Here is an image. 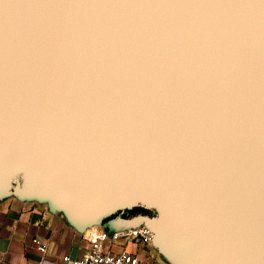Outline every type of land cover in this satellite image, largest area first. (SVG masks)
Here are the masks:
<instances>
[{
  "label": "water",
  "instance_id": "1",
  "mask_svg": "<svg viewBox=\"0 0 264 264\" xmlns=\"http://www.w3.org/2000/svg\"><path fill=\"white\" fill-rule=\"evenodd\" d=\"M10 196L144 223L169 264H264V0H0Z\"/></svg>",
  "mask_w": 264,
  "mask_h": 264
},
{
  "label": "crops",
  "instance_id": "2",
  "mask_svg": "<svg viewBox=\"0 0 264 264\" xmlns=\"http://www.w3.org/2000/svg\"><path fill=\"white\" fill-rule=\"evenodd\" d=\"M88 234L89 228H77L63 212L45 203L15 196L0 198V264H65L64 254L80 255L88 248ZM35 237L46 244V252L33 244Z\"/></svg>",
  "mask_w": 264,
  "mask_h": 264
},
{
  "label": "built area",
  "instance_id": "3",
  "mask_svg": "<svg viewBox=\"0 0 264 264\" xmlns=\"http://www.w3.org/2000/svg\"><path fill=\"white\" fill-rule=\"evenodd\" d=\"M153 238L152 229L144 223L113 231L97 225L89 228L88 248L80 255L66 253L62 260L65 264H143L139 253L142 248L153 244ZM33 244L41 252H46V244L41 238H33Z\"/></svg>",
  "mask_w": 264,
  "mask_h": 264
},
{
  "label": "flooded vegetation",
  "instance_id": "4",
  "mask_svg": "<svg viewBox=\"0 0 264 264\" xmlns=\"http://www.w3.org/2000/svg\"><path fill=\"white\" fill-rule=\"evenodd\" d=\"M146 212H148V213H146ZM153 213H154L153 211L142 208V207H134V208L125 209L123 211H120L119 215H121L123 218H125L128 221V223L134 224L137 222H141L145 216L153 215ZM138 224H140V223H138ZM148 247H154V246H153V244H151ZM143 257H144L145 262L147 264H154L155 262L158 261L157 258H155V256H153V255L151 256V254L148 252H145L143 254Z\"/></svg>",
  "mask_w": 264,
  "mask_h": 264
},
{
  "label": "rangeland",
  "instance_id": "5",
  "mask_svg": "<svg viewBox=\"0 0 264 264\" xmlns=\"http://www.w3.org/2000/svg\"><path fill=\"white\" fill-rule=\"evenodd\" d=\"M146 213H148V212H146ZM145 252L150 253L151 256H152V255L155 256V258H157L158 261L163 262V263H166V264H169V263L166 261V259H165V258H164V257L158 252V250H157L155 247H144V248H142V250H141L140 253H139V256H140V259L142 260L143 264H147V263L145 262L144 257H143V254H144Z\"/></svg>",
  "mask_w": 264,
  "mask_h": 264
},
{
  "label": "trees",
  "instance_id": "6",
  "mask_svg": "<svg viewBox=\"0 0 264 264\" xmlns=\"http://www.w3.org/2000/svg\"><path fill=\"white\" fill-rule=\"evenodd\" d=\"M107 229V228H106Z\"/></svg>",
  "mask_w": 264,
  "mask_h": 264
}]
</instances>
